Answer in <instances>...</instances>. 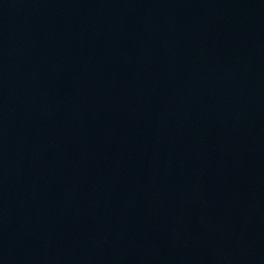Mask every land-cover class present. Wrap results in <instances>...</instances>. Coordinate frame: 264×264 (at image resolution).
Instances as JSON below:
<instances>
[{
	"label": "water",
	"instance_id": "1",
	"mask_svg": "<svg viewBox=\"0 0 264 264\" xmlns=\"http://www.w3.org/2000/svg\"><path fill=\"white\" fill-rule=\"evenodd\" d=\"M0 264H264V0H160Z\"/></svg>",
	"mask_w": 264,
	"mask_h": 264
}]
</instances>
